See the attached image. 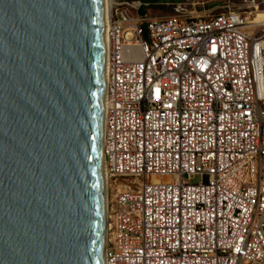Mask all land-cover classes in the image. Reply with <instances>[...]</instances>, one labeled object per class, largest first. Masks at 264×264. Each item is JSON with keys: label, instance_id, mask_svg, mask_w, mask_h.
<instances>
[{"label": "built area", "instance_id": "2783aa9c", "mask_svg": "<svg viewBox=\"0 0 264 264\" xmlns=\"http://www.w3.org/2000/svg\"><path fill=\"white\" fill-rule=\"evenodd\" d=\"M251 5L105 25L104 264H264V22Z\"/></svg>", "mask_w": 264, "mask_h": 264}, {"label": "water", "instance_id": "95a60500", "mask_svg": "<svg viewBox=\"0 0 264 264\" xmlns=\"http://www.w3.org/2000/svg\"><path fill=\"white\" fill-rule=\"evenodd\" d=\"M104 0H0V264H104Z\"/></svg>", "mask_w": 264, "mask_h": 264}, {"label": "rangeland", "instance_id": "374dc122", "mask_svg": "<svg viewBox=\"0 0 264 264\" xmlns=\"http://www.w3.org/2000/svg\"><path fill=\"white\" fill-rule=\"evenodd\" d=\"M139 1L149 8L151 17L173 14L177 11H191L194 15L216 14L230 9L251 5L255 13H264V0H122Z\"/></svg>", "mask_w": 264, "mask_h": 264}, {"label": "bare ground", "instance_id": "6f19581e", "mask_svg": "<svg viewBox=\"0 0 264 264\" xmlns=\"http://www.w3.org/2000/svg\"><path fill=\"white\" fill-rule=\"evenodd\" d=\"M109 1L110 0H104V27L106 25V15L109 7ZM263 22H264V13H257V15L252 21V23H263ZM104 37H105V28H104ZM104 180H105V176H104ZM105 241H106V237H105Z\"/></svg>", "mask_w": 264, "mask_h": 264}]
</instances>
